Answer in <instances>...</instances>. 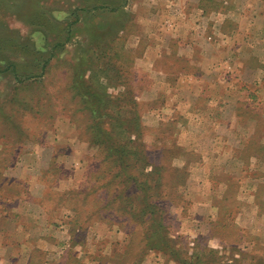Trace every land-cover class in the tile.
Segmentation results:
<instances>
[{
    "label": "rangeland",
    "instance_id": "1",
    "mask_svg": "<svg viewBox=\"0 0 264 264\" xmlns=\"http://www.w3.org/2000/svg\"><path fill=\"white\" fill-rule=\"evenodd\" d=\"M0 264H264V0H0Z\"/></svg>",
    "mask_w": 264,
    "mask_h": 264
}]
</instances>
